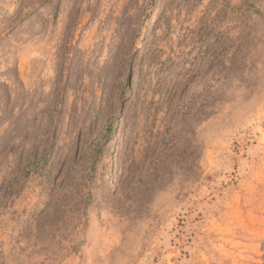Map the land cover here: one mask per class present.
<instances>
[{
  "label": "rangeland",
  "instance_id": "374dc122",
  "mask_svg": "<svg viewBox=\"0 0 264 264\" xmlns=\"http://www.w3.org/2000/svg\"><path fill=\"white\" fill-rule=\"evenodd\" d=\"M0 264H264V0H0Z\"/></svg>",
  "mask_w": 264,
  "mask_h": 264
},
{
  "label": "bare ground",
  "instance_id": "6f19581e",
  "mask_svg": "<svg viewBox=\"0 0 264 264\" xmlns=\"http://www.w3.org/2000/svg\"><path fill=\"white\" fill-rule=\"evenodd\" d=\"M120 138V135L116 138L117 140Z\"/></svg>",
  "mask_w": 264,
  "mask_h": 264
}]
</instances>
